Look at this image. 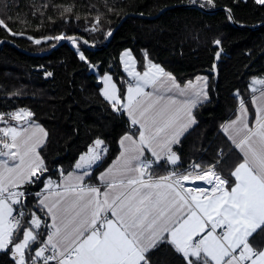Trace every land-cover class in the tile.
<instances>
[{"label":"snow or ice","instance_id":"1","mask_svg":"<svg viewBox=\"0 0 264 264\" xmlns=\"http://www.w3.org/2000/svg\"><path fill=\"white\" fill-rule=\"evenodd\" d=\"M255 2L264 5V0ZM0 26L7 29L3 19ZM79 58L86 60L83 53ZM122 59L134 81L127 86L126 101L110 75L103 77V95L114 110L126 112L137 132L121 138L120 157L98 176L99 186L84 183L107 151L97 139L75 164L79 171L60 183L48 179L37 194V209L25 212L23 187L39 182L47 172L38 151L47 133L31 121L30 111L0 113L5 125L0 127V250L11 253L13 264H151L149 252L167 243L184 264H264V246L250 243L258 230L264 232V89L258 104V98H252L254 126L242 98L236 118L223 125L242 154L230 173L231 182L215 165L205 170L199 164L154 179V164H177L173 145L196 123L192 109L207 99V78L197 77L196 84L188 81L182 87L155 63L149 62L143 73L136 71L130 51ZM255 84L264 85V80H254L252 92L257 91ZM13 120L14 125L9 122ZM146 152L154 160L147 159Z\"/></svg>","mask_w":264,"mask_h":264},{"label":"trees","instance_id":"2","mask_svg":"<svg viewBox=\"0 0 264 264\" xmlns=\"http://www.w3.org/2000/svg\"><path fill=\"white\" fill-rule=\"evenodd\" d=\"M193 2L0 0V19L11 29L0 26V41L11 40L31 52L50 50L60 40L46 38L60 35L81 36L101 46L108 33L132 14L109 45L99 51H91L79 40L46 57L28 56L9 44L0 48V113L26 109L34 114L31 120L47 131V140L40 149L47 172L39 182L23 187L25 212L37 209V194L43 191L46 180H60L71 172L95 140H103L107 151L87 184L99 186L98 174L119 154L121 137L133 129L125 112L114 110L112 103L103 98L101 87L103 75L111 74L124 101L128 79L120 59L125 50L133 53L139 72H144L151 62L173 74L181 85L199 75L209 78V100L195 108L196 125L173 149L182 164L173 166L163 161L151 169L152 176L185 173L195 164L205 170L215 165V170L231 182L230 173L242 156L222 128L235 117L239 98L251 108L250 82L264 76V26H239L263 23L264 5L255 0H213L220 10L209 13L190 6ZM224 8L231 10L239 26L221 10ZM37 39L40 44L35 43ZM220 50L223 54L215 82L212 69ZM80 53L86 60L79 58ZM37 215L47 219L42 213ZM45 231L41 229L42 233ZM250 243L264 246V232L258 230ZM148 256L151 264H184L181 255L167 243L158 245ZM0 264H13L10 252L0 251Z\"/></svg>","mask_w":264,"mask_h":264},{"label":"crops","instance_id":"3","mask_svg":"<svg viewBox=\"0 0 264 264\" xmlns=\"http://www.w3.org/2000/svg\"><path fill=\"white\" fill-rule=\"evenodd\" d=\"M125 51H130L131 52V50H125ZM124 51V52H125ZM123 52V53H124ZM123 53H122V55H123ZM122 55H121V64H122V69H123V71H124V73L126 74V76H127V79H130L131 80V82L132 83H134V81H133V79H132V77H130L129 75H128V73H127V71L125 70V68H124V63H123V59H122ZM131 55H132V57L135 59V57H134V55H133V53L131 52ZM135 62H136V71H139L138 70V68H137V61H136V59H135ZM157 65H159V64H157ZM160 67H162L161 65H159ZM163 68V67H162ZM164 69V68H163ZM165 70V69H164ZM166 71V70H165ZM167 72V71H166ZM141 73H143V72H141ZM168 73H170V72H168ZM171 74V73H170ZM105 75H110L111 77H112V81L116 84V86H117V89L119 90V87H118V85H117V83L115 82V80L113 79V76L111 75V74H105ZM105 75H103V77L105 76ZM172 76H173V74H171ZM103 77H102V87H101V94H102V96H103V98L105 99V100H107L106 98H105V96L103 95V91H104V88H105V85H104V83H103ZM174 77V76H173ZM198 77H206L207 78V85H206V93H207V99H205V100H203L202 102H200V103H198L197 105H196V107L198 106V105H200V104H202V103H205V102H207L208 100H209V78L207 77V76H205V75H199ZM257 77H259V78H257ZM257 77H255V78H253L251 81H254V80H264V76H257ZM176 79V78H175ZM176 81L179 83V81L176 79ZM192 82H193V84H196L197 83V77L195 78V79H193V80H191ZM180 84V83H179ZM187 84V83H186ZM186 84H184V85H181L182 87H185L186 86ZM250 85H251V82H250ZM200 85H198V87H199ZM256 89H257V91L256 92H253V95H252V97H251V100H250V105H251V108L247 105V104H245V106L247 107V109H248V116H249V124H250V126H254L253 125V121H254V116H255V107H256V105H254L253 103H252V98H253V96H256L258 99H257V104L260 102L259 101V97H260V90H262V89H264V85H261V84H257L256 85V87H255ZM126 90H127V88H126ZM145 91H151V88H146L145 89ZM118 95H119V92H118ZM169 95H174V93H170ZM120 96V95H119ZM186 97H182V96H177V99L178 100H183V99H185ZM108 102H110L109 100H107ZM124 101H126V93H125V99H124ZM110 103H112V102H110ZM195 107V108H196ZM195 108H193L192 109V114H193V116H194V110H195ZM250 109H252V111H253V113H251V110ZM19 110H21V109H19ZM19 110H15V112L16 111H19ZM237 112H238V110H237ZM125 114H126V112H125ZM237 114V113H236ZM126 116H127V114H126ZM195 117V116H194ZM127 118L130 120V117H128L127 116ZM236 118V115H235V117L234 118H232V119H230L229 121H231V120H234ZM32 121V120H31ZM195 121H196V119H195ZM229 121H227L226 123H228ZM33 122V121H32ZM197 123V122H196ZM196 123L194 124V125H192V126H190L189 127V129L187 130V131H185L182 135H181V137H180V140L196 125ZM225 123V124H226ZM35 124H37V125H39L40 127H42L43 129H44V131L47 133V131H46V129L41 125V124H38V123H35ZM2 127H4V126H2ZM133 127V126H132ZM138 127V126H137ZM222 131H223V128H222ZM136 132H137V128L136 127H133V130L130 132V133H128V134H132L133 136H135L136 135ZM223 134L225 135V137L228 139V141L231 143V145L233 146V148L237 151V152H239V154L242 156V154L240 153V151L235 147V145L231 142V140L229 139V137H228V135L226 134V133H224L223 132ZM122 138V137H121ZM46 140H47V136H46V138H44V142H43V144L38 148V151H39V153H40V149L43 147V145L45 144V142H46ZM121 140V139H120ZM177 145V144H176ZM176 145H173V149L176 147ZM93 146V145H92ZM119 146H120V143H119ZM87 153V152H86ZM85 154V153H84ZM120 154H121V146H120V152H119V154L117 155V157L104 169V170H102L99 174H98V176L101 174V173H103L107 168H109L110 166H112L114 163H116L117 162V160H118V158L120 157ZM145 155H146V158L147 159H149V160H154V158L153 157H151V155L149 154V153H145ZM40 156H41V153H40ZM42 157V156H41ZM102 160V159H101ZM78 161H79V159H78ZM77 161V162H78ZM76 162V163H77ZM161 162H163V160L162 161H160L158 164H160ZM100 163V161L99 162H97V164L96 165H93L92 166V168L90 169V176L89 177H86L85 178V181H84V183L85 184H87L86 182H87V180L92 176V174H93V170H94V168L98 165ZM158 164H154V165H158ZM153 165V166H154ZM77 171H79V170H76L75 169V167H74V169L71 171V172H68V173H75V172H77ZM150 171H151V169H150ZM68 173H66L65 175H63L62 176V178L60 179V180H55V179H52V178H48V179H51L52 181H54V182H57V183H60V182H62V180H63V178H64V176H67V174ZM154 179L155 178H157V177H153ZM47 179V180H48ZM47 180H46V182H47ZM45 182V183H46ZM87 185H90V184H87ZM94 186H96V185H94ZM186 186L187 187H194V186H196V185H191V184H186ZM199 186H201V187H211L210 185H205V184H203V182H200V184H199ZM44 189V188H43ZM104 189L103 188H101V191H103ZM255 247V246H254ZM0 251H2V250H0ZM12 257V256H11Z\"/></svg>","mask_w":264,"mask_h":264},{"label":"water","instance_id":"4","mask_svg":"<svg viewBox=\"0 0 264 264\" xmlns=\"http://www.w3.org/2000/svg\"><path fill=\"white\" fill-rule=\"evenodd\" d=\"M190 6L192 7H196V8H199L201 9L202 11H205V12H209V13H214L216 11H219L220 8H214V9H210V8H206V7H202L201 4L199 3H192L190 4ZM221 10H224L226 11L227 13L230 14V17H231V21L234 25H237V23L235 22L234 20V17L232 15V12L229 8H224V9H221ZM129 15L131 16L132 14H128L126 15L120 22L119 24L110 32L111 35L108 36V39L107 41L101 45V46H97L93 43H91L90 41H88L87 39L81 37V36H77V35H71V36H67V37H72V38H75V40H79L81 42L84 43V41H87V43H84L85 45L88 46V48L91 50V51H99V50H102L104 49L105 47H107L109 45V43L111 42L115 32L120 28V26L122 25V23L125 21V19L127 17H129ZM140 16V15H139ZM140 17H143V16H140ZM239 26V25H237ZM264 26V22L263 23H260L256 26H252V27H249V26H239V27H244V28H251V29H259L261 27ZM63 39V40H60L59 42H57L50 50L46 51V52H31V51H28V50H25L21 47H19L15 42L11 41V40H8V39H3L0 41V48H2L4 45L6 44H9L11 46H13L14 48H16L18 51L28 55V56H33V57H46V56H49L53 53V51H55L56 49L60 48L61 46L67 44V43H70L72 42V40L70 39ZM217 53H219V56H217L216 54V58H215V62L213 64V69H212V74L214 75V78H215V82H218V79H219V69H218V66H219V63L222 59V54H223V51L220 50L218 51ZM182 162L179 158V160L177 161V164L176 165H173V166H179L181 165ZM198 184H200V182H197Z\"/></svg>","mask_w":264,"mask_h":264},{"label":"built area","instance_id":"5","mask_svg":"<svg viewBox=\"0 0 264 264\" xmlns=\"http://www.w3.org/2000/svg\"><path fill=\"white\" fill-rule=\"evenodd\" d=\"M195 2L202 3L203 6L206 7V8H210V9H214V8H216L214 2L211 3V4H208V3L206 2V0H195ZM129 83H132V82H131L130 80H126V88H127V86H128ZM154 166H155V165H154Z\"/></svg>","mask_w":264,"mask_h":264},{"label":"rangeland","instance_id":"6","mask_svg":"<svg viewBox=\"0 0 264 264\" xmlns=\"http://www.w3.org/2000/svg\"><path fill=\"white\" fill-rule=\"evenodd\" d=\"M261 77H262V76H261ZM257 78H259V77H257ZM129 80H130V79H129ZM130 81H131V80H130ZM252 82H253V81H251V85H252ZM256 85H257V84H255L254 87H256ZM23 110H26V109H23ZM26 111H28V110H26ZM14 112H15V111H12L11 113H14ZM7 118H8V117H7V115H6V116H5V119H7ZM9 122H10L11 124H13V125L16 124V121H14V120H13V121H9ZM34 123H35V122H34ZM2 125L5 126L3 123H2ZM105 155H106V153L102 156V158H103Z\"/></svg>","mask_w":264,"mask_h":264}]
</instances>
